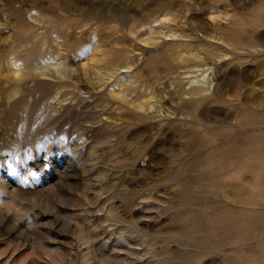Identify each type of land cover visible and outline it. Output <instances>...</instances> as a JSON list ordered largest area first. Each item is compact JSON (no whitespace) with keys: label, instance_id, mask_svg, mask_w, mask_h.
<instances>
[{"label":"rangeland","instance_id":"1","mask_svg":"<svg viewBox=\"0 0 264 264\" xmlns=\"http://www.w3.org/2000/svg\"><path fill=\"white\" fill-rule=\"evenodd\" d=\"M0 264H264V0H0Z\"/></svg>","mask_w":264,"mask_h":264},{"label":"bare ground","instance_id":"2","mask_svg":"<svg viewBox=\"0 0 264 264\" xmlns=\"http://www.w3.org/2000/svg\"><path fill=\"white\" fill-rule=\"evenodd\" d=\"M116 1V0H115ZM136 1V0H135ZM102 2V1H101ZM110 2V1H109ZM108 5V4H107ZM151 5V4H150ZM109 7V6H108ZM155 7V6H154ZM127 8V7H126ZM132 10V9H131ZM130 10V11H131ZM134 11V10H133ZM150 11V10H149ZM132 12V11H131ZM141 12V11H140ZM112 13V12H111ZM114 13V12H113ZM112 13V14H113ZM133 13H135V12H133ZM117 14V13H116ZM136 15V14H135ZM111 16V15H110ZM116 18H117V16H116ZM26 25V24H25ZM21 27V26H20ZM240 45V44H239ZM213 56V55H212ZM205 59V57H202V61ZM196 65H199V63H197ZM159 68V67H158ZM231 72V71H230ZM236 72V71H235ZM245 72V71H244ZM150 74V73H149ZM231 74V73H230ZM238 74V73H237ZM242 77V76H241ZM225 79V78H224ZM199 81V80H198ZM228 81V80H227ZM199 82H204L203 81V79L201 80V81H199ZM231 82V81H230ZM203 85H204V83H202ZM197 85V87L195 88L196 89V91H193L192 93L193 94H196V95H198L195 99H194V102L196 103V104H198V105H200L201 104V102H204V100L208 97L207 95H202V93L203 92H205L206 90H207V88L206 87H204L203 85ZM233 85V84H232ZM236 85H234V87H235ZM238 86V85H237ZM233 87V88H234ZM240 88V87H239ZM234 91V90H233ZM237 91V90H236ZM238 92V91H237ZM240 94V93H239ZM146 98L147 99H145V101L147 100L148 101V98H150V95H149V97H148V94H146ZM237 96V95H236ZM144 98V97H143ZM212 98V97H211ZM221 100V99H220ZM213 101V100H212ZM234 101H236V103L235 104H237V106L238 105H240L241 104V102H242V100H241V98L239 97V96H237L235 99L233 98V100H232V102L230 103V106L228 107V109H229V111H231V112H236L237 111V109H233V102ZM228 103V102H227ZM243 103V102H242ZM250 103V102H249ZM145 104V103H144ZM186 104V103H185ZM194 104V103H193ZM218 104V103H217ZM221 104H223V103H221ZM142 104L140 103V102H137L136 103V106H141ZM145 106V105H144ZM225 106V105H224ZM216 108V107H215ZM196 109V108H195ZM198 109V108H197ZM136 114V113H135ZM227 115H229V114H227ZM199 116V115H198ZM188 118V117H187ZM196 119V118H195ZM201 119V118H200ZM192 122V121H191ZM183 123V122H182ZM198 123H200V122H198ZM202 128H204V127H202Z\"/></svg>","mask_w":264,"mask_h":264}]
</instances>
